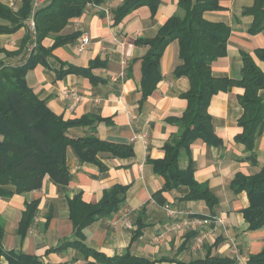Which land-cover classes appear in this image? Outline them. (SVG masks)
Here are the masks:
<instances>
[{"label": "crops", "instance_id": "1", "mask_svg": "<svg viewBox=\"0 0 264 264\" xmlns=\"http://www.w3.org/2000/svg\"><path fill=\"white\" fill-rule=\"evenodd\" d=\"M51 2V1H50ZM42 5L46 8L50 3ZM125 0H106L87 5L79 18L72 19L60 34L51 33L42 45L52 49L55 36L77 38L51 50L44 63L26 72V81L37 97L64 120L96 118V136L127 145L128 157L100 152L98 162H83L70 150L67 167L72 175L68 185L55 184L48 176L41 189L21 194L9 184L0 195V223L4 225L7 252L38 257L40 264H101L87 249L114 258L129 252L155 264H189L207 257L230 259L232 264L248 260L264 249V227L251 230L244 210L250 202L247 193H234L231 182L237 173L254 175L264 167V129L253 151H247L235 138L242 132L238 121L243 115L239 97L244 88L233 86L214 96L208 108L213 131L222 142L209 146L197 139L183 151L180 167L190 165L196 181L207 186L217 199L214 206L205 200H187L190 189L179 186L162 190L165 179L157 174L153 161L165 156L164 145L177 135L175 119L183 116L189 91L186 77H175L183 64L178 39L165 48L161 60V80L155 90L144 95L142 60L148 45L139 39H154L172 17L183 18L179 0H160L153 14L142 6L116 22L115 12ZM222 9L204 14L211 23L230 28L227 51L212 65L218 79L240 80L243 56L249 54L264 72V62L255 56L264 48V30L254 31L255 17L245 12L255 0H219ZM24 0H0L6 11L0 15V66L25 65L37 49V32L30 25ZM32 7V2H31ZM38 9V10H39ZM36 10V12L38 11ZM8 16V17H7ZM83 35L90 44L80 49ZM91 126L69 129V136L82 138L93 133ZM125 187L124 201L117 212L100 216L78 230L70 217V200L96 205L106 191ZM38 202L36 216L25 237L18 234L23 214ZM174 215H171V213ZM222 219L219 224L217 219ZM200 222L181 231L184 221Z\"/></svg>", "mask_w": 264, "mask_h": 264}, {"label": "trees", "instance_id": "2", "mask_svg": "<svg viewBox=\"0 0 264 264\" xmlns=\"http://www.w3.org/2000/svg\"><path fill=\"white\" fill-rule=\"evenodd\" d=\"M26 16L31 14V2L24 0ZM106 0H52L46 8L35 13L37 49L23 66H0V195H9L4 187L13 185L15 193L21 194L42 188L48 176L55 184L68 185L72 175L67 167L70 150L83 162H98L100 152H110L114 156L128 157L133 153L127 145L102 141L96 136V118L82 117L64 120L52 111L45 101L40 100L26 81V72L38 63H44L57 46L69 43L77 35H57L52 49L42 45V40L51 33L60 34L74 18L85 12L87 5H100ZM160 0H125L116 10V22L132 11L148 6L154 14ZM179 6L185 12L183 18L172 17L159 30L154 39H139L138 43L150 47L142 60V90L144 95L151 94L161 80L160 60L167 45L178 39L180 57L183 64L175 71V77H186L190 89L183 94L187 108L183 116L175 119L179 131L171 141L164 145L165 156L153 161L157 174L165 179L162 190H173L179 186L190 189L187 200H205L210 206L217 203L210 189L198 183L195 170L190 165L185 170L180 167L183 151H189L197 139L204 140L209 146L220 145L221 140L213 131L208 108L214 96L238 86L245 92L239 102L243 115L238 121L242 132L236 140L253 151L257 136L264 129V72L249 54L243 56L242 76L240 80L218 79L212 74V65L227 51L230 28L225 24L211 23L204 14L222 9L219 0H179ZM6 9L0 5V15ZM245 12L255 17L254 31L264 30V0H255L254 6ZM8 17V16H7ZM0 31H4L0 29ZM256 58L264 62V48L256 49ZM79 126H91L93 133L82 138L69 136V129ZM234 193L246 192L250 205L244 210L249 228L257 230L264 227V167L254 175L237 173L231 182ZM125 187L117 186L106 191L96 205L85 203L81 196L70 200V217L78 230L119 210L124 201ZM38 202H33L23 214L18 234L25 237L36 216ZM5 228L0 223V264H40L38 257L29 254L7 252L3 239ZM101 264H155L127 252L114 258L87 249ZM233 260L207 257L189 264H232ZM185 264V263H178ZM248 264H264V249L248 260Z\"/></svg>", "mask_w": 264, "mask_h": 264}, {"label": "built area", "instance_id": "3", "mask_svg": "<svg viewBox=\"0 0 264 264\" xmlns=\"http://www.w3.org/2000/svg\"><path fill=\"white\" fill-rule=\"evenodd\" d=\"M52 0H33L32 1V14L30 17V25L31 28L33 30V32L35 33L36 31V24H35V13L36 10H38L42 5L46 4L47 2H50ZM94 7H96L95 5H93ZM90 44V37L88 35H83L81 37V41H80V49L81 51H84ZM171 215H174V213L172 212ZM200 221L197 219H192V220H188V221H184L181 224L176 226V229L181 231L183 228H186L188 226H194L196 224H198ZM217 222L219 224L223 223L222 219H217Z\"/></svg>", "mask_w": 264, "mask_h": 264}]
</instances>
